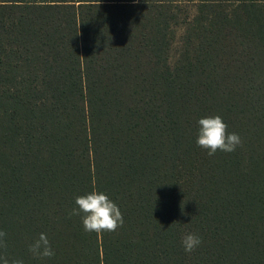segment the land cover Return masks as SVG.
<instances>
[{"label":"trees","instance_id":"obj_1","mask_svg":"<svg viewBox=\"0 0 264 264\" xmlns=\"http://www.w3.org/2000/svg\"><path fill=\"white\" fill-rule=\"evenodd\" d=\"M214 116L242 146L210 157ZM93 190L115 232L69 218ZM0 231L24 264H264V0H0Z\"/></svg>","mask_w":264,"mask_h":264},{"label":"clouds","instance_id":"obj_2","mask_svg":"<svg viewBox=\"0 0 264 264\" xmlns=\"http://www.w3.org/2000/svg\"><path fill=\"white\" fill-rule=\"evenodd\" d=\"M199 132L196 144L211 157L217 151L232 153L242 146V140L237 133H228L227 125L220 116L202 118L198 121ZM80 216L85 233L103 234L115 232L124 224L119 207L109 197L96 190L78 196L75 207L69 213V218ZM6 233L0 231V264H24L22 259L9 257L7 254ZM202 244V238L196 233H186L181 237V245L188 254L193 253ZM32 257L39 260L51 259L55 251L45 233L39 234L28 246Z\"/></svg>","mask_w":264,"mask_h":264},{"label":"rangeland","instance_id":"obj_3","mask_svg":"<svg viewBox=\"0 0 264 264\" xmlns=\"http://www.w3.org/2000/svg\"><path fill=\"white\" fill-rule=\"evenodd\" d=\"M194 4L192 5H189L186 9H187V12H188V16L192 13H194ZM183 30H184V26H179L176 30V40L174 42V50L170 51V54H171V58H170V62L172 63L174 58H175V52H176V48L179 47L180 45V39H181V36L183 34Z\"/></svg>","mask_w":264,"mask_h":264}]
</instances>
